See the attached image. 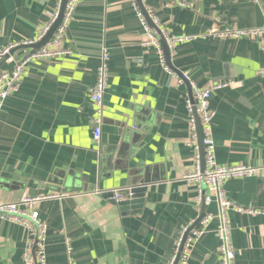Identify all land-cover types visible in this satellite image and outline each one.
Segmentation results:
<instances>
[{
  "label": "crops",
  "instance_id": "crops-1",
  "mask_svg": "<svg viewBox=\"0 0 264 264\" xmlns=\"http://www.w3.org/2000/svg\"><path fill=\"white\" fill-rule=\"evenodd\" d=\"M56 1L0 0V49L37 39ZM140 1L159 24L151 28L159 45L160 36L196 37L170 51L174 73L200 89L233 83L210 100L215 161L250 165L256 175L223 185L226 198L244 209L227 212L231 264H264V52L252 40L209 36L263 25L264 0H185L189 8ZM136 5L82 0L61 46L67 54L33 61L0 112V201L66 195L36 205L47 227L46 264H169L181 229H198L204 212L216 219L190 245L187 264H220L217 206L196 204L195 188L184 181L192 169L190 87L165 71L161 45H145ZM103 50L108 87L96 143L89 89ZM29 52L20 47L13 60ZM11 67L0 63V71ZM140 183L146 190L139 213H123L104 197ZM29 239L21 224L0 219V264H25Z\"/></svg>",
  "mask_w": 264,
  "mask_h": 264
},
{
  "label": "built area",
  "instance_id": "built-area-1",
  "mask_svg": "<svg viewBox=\"0 0 264 264\" xmlns=\"http://www.w3.org/2000/svg\"><path fill=\"white\" fill-rule=\"evenodd\" d=\"M63 0L56 1L55 9L49 13V20L44 26L40 36L33 41L25 43H17L0 49V63H12L9 70L0 71V112L3 109L6 99L15 92L20 84L25 70L36 60L47 58L62 57L67 54L61 49L67 27L72 20L76 7L82 0H67L61 21L53 32L49 42L42 48L24 54L17 62L13 60L14 51L20 47H26L39 42L50 30L52 25L58 18ZM254 4L260 3V0H250ZM170 4H175L179 8H189L190 5L185 0H168ZM136 15L140 19L147 36L145 45H152L160 49L155 34L147 24L144 14L136 5ZM148 17L153 25L158 29V23L152 13L146 9ZM163 34V32H162ZM214 38H231V39H248L255 41L258 47L264 52V24L252 29L240 30H223L220 33L210 34ZM194 36H183L178 38H168L166 43L169 51H173L178 43L194 41ZM162 52L160 58L166 72L172 74L177 84L181 85L188 82L186 74L174 73L166 64ZM108 55L105 50L102 51L99 66L96 70L95 84L89 89V100L93 106V118L91 119L92 138L98 143L101 136L102 127V98L108 87ZM171 71L173 73H171ZM231 82L217 83L210 88L200 89L193 83H189L192 95V101L189 97L185 99V106L188 114V146L192 149V169L184 176V181L195 188V203L202 207H207L212 203L217 206V226L214 230L216 239L218 240V253L220 264H231L234 259V251L231 246L230 228L227 218V212L236 210L243 212L244 209L236 206L226 198L223 185L232 179L250 178L256 175V169L250 165L236 166H219L215 161V144L212 137V125L215 118V112L211 108L210 100L213 92L219 91L224 87L232 85ZM197 121L201 130V144L204 160L202 168L200 156V143L197 130ZM203 187L206 193L203 194L200 189ZM133 195L132 189L113 190L111 198L115 202L125 201ZM66 197L65 194L51 193L39 197H24L19 202L6 203L0 201V219H9L15 223L21 224L29 233L30 239L27 242V248L24 255L25 264H46L45 261V243L47 227L39 219L36 205L42 201L59 200ZM251 213L252 211H248ZM257 213V212H253ZM216 219L215 215L204 212L200 218L198 229H191L192 223L182 228L175 244V250L172 260L169 264H187V255L190 245L201 236L205 235L209 230L211 223Z\"/></svg>",
  "mask_w": 264,
  "mask_h": 264
},
{
  "label": "water",
  "instance_id": "water-1",
  "mask_svg": "<svg viewBox=\"0 0 264 264\" xmlns=\"http://www.w3.org/2000/svg\"><path fill=\"white\" fill-rule=\"evenodd\" d=\"M66 2H67V0H63L62 1V5H61V9H60L58 18L55 21V23L52 25L50 30L47 32V34L39 42H37V43H35L33 45H30V46H26L24 48L31 49V53H33L37 49H40V48L44 47L49 42L53 32L55 31V29L57 28V26L59 25V23L61 21ZM136 2H137L138 7L140 8L142 13L144 14V17H145L149 27L150 28H152V27L156 28L155 25H153L151 19L148 17L147 12L145 11L141 1L140 0H136ZM159 41H160V45L163 48V55H164L166 64H167L168 67H170V64H169L170 63V61H169L170 51L168 50L167 43H166L165 39L162 38L161 36L159 38ZM177 74L179 75V73H177ZM185 84L188 85V89H189V87H190L189 83L185 82ZM189 98L192 101V95H191L190 89H189ZM197 130H198L199 143H200L201 164H202V168H203L204 167V160H203L202 144H201V130H200V125H199L198 121H197ZM145 190H146V186H144L142 183H140L138 186L132 187L133 195H132L131 198H129V199L125 200V201H121V202H115L113 200L111 202L113 204L117 205L119 207V211H121L123 213H129V212L132 213V214L139 213L141 208H142L143 202H144V195L143 194L145 193ZM104 197L110 199L111 198V193H105ZM202 215H201V217H202ZM198 222L199 221H197L196 223L198 224Z\"/></svg>",
  "mask_w": 264,
  "mask_h": 264
}]
</instances>
